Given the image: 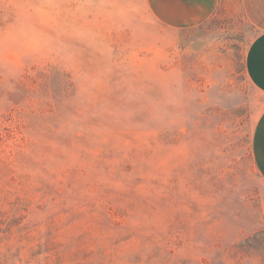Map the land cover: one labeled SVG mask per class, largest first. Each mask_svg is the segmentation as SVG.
<instances>
[{
	"label": "rangeland",
	"instance_id": "374dc122",
	"mask_svg": "<svg viewBox=\"0 0 264 264\" xmlns=\"http://www.w3.org/2000/svg\"><path fill=\"white\" fill-rule=\"evenodd\" d=\"M128 4L0 0V264H264L241 1Z\"/></svg>",
	"mask_w": 264,
	"mask_h": 264
},
{
	"label": "crops",
	"instance_id": "0c3cea01",
	"mask_svg": "<svg viewBox=\"0 0 264 264\" xmlns=\"http://www.w3.org/2000/svg\"><path fill=\"white\" fill-rule=\"evenodd\" d=\"M128 10L145 13L161 28L191 30L203 25L218 10L222 0H125ZM244 18L255 35L245 53V72L252 86L264 96V0H240ZM251 152L259 177L264 181V109L251 135ZM264 227V214H263Z\"/></svg>",
	"mask_w": 264,
	"mask_h": 264
},
{
	"label": "trees",
	"instance_id": "16d2710c",
	"mask_svg": "<svg viewBox=\"0 0 264 264\" xmlns=\"http://www.w3.org/2000/svg\"><path fill=\"white\" fill-rule=\"evenodd\" d=\"M1 139V138H0Z\"/></svg>",
	"mask_w": 264,
	"mask_h": 264
}]
</instances>
